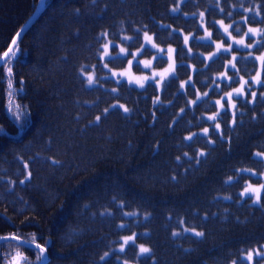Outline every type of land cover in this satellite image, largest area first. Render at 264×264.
Segmentation results:
<instances>
[{"label": "trees", "instance_id": "trees-1", "mask_svg": "<svg viewBox=\"0 0 264 264\" xmlns=\"http://www.w3.org/2000/svg\"><path fill=\"white\" fill-rule=\"evenodd\" d=\"M212 1L45 0L40 11L42 0H0V57L40 13L0 67V236L35 234L46 264H227L264 246V194L260 205L241 195L261 181L252 170H264V33L255 57L237 50L236 65L260 95L234 112L220 99L241 85L220 77L232 55L209 60L216 45L198 40ZM250 1V20L264 19V0ZM126 15L139 24L119 20ZM183 32L195 37L187 42ZM146 33L177 47L176 75L163 90L134 87L102 63L108 39L132 36L141 47ZM108 62L124 68L127 59ZM91 72L98 85H88ZM240 207L255 221L236 224ZM126 237L134 242L124 245ZM17 252L26 264L43 263L38 250L13 240L0 241V264Z\"/></svg>", "mask_w": 264, "mask_h": 264}, {"label": "rangeland", "instance_id": "rangeland-1", "mask_svg": "<svg viewBox=\"0 0 264 264\" xmlns=\"http://www.w3.org/2000/svg\"><path fill=\"white\" fill-rule=\"evenodd\" d=\"M258 9V7H257ZM202 15L206 17V12L202 11ZM234 22L227 23L226 21H220L219 26L223 29V31L226 33L227 37L225 39L217 40L213 37L212 30L208 32V27L206 23H203L202 26L206 30L205 36L199 37V41L202 42V40H211L210 42H213L216 45V50H214L212 53L208 55V57H216L219 53H230L232 55V58L227 61L228 66L233 65L236 62H239L240 60V53L237 51L239 49H245L249 50L251 52V56H254L255 50L260 47L263 39V33L264 30L261 26H249L248 28L244 29L240 26H235ZM249 29H254L255 31L249 33ZM248 33V35H245ZM144 35V43L141 47H133V37L132 36H125L121 40H111L108 39V41L103 46V52L101 54L102 63L103 66L107 65L105 68L111 72V75L113 77H118L121 81H127L130 85L137 87L139 89H144L148 84L155 83L161 90H163L165 84L172 79L176 75V69L178 64L177 59V47L176 46H168L164 47L163 45L159 44L157 42L156 36L152 33H146ZM184 35H186V41L189 42V40L193 37H195L194 33L187 34L183 32ZM147 37H150L151 39H147ZM242 41V43H240ZM105 45H109L107 51L109 55L105 57ZM125 49L126 53H135L139 64H136L135 61H133L132 64L129 63V61L133 60V57L131 55H125L124 53H120V49ZM161 50H163V57H166L168 62L163 66H158V60L156 57L161 53ZM117 53H120L117 55ZM255 57V56H254ZM264 57V52L262 54H258V59L262 62L261 59ZM118 58H126L128 60V63L126 67L124 68H118L113 66L109 60H114ZM145 62H149V66L145 67ZM230 69V68H228ZM264 70V64L263 69ZM123 73L124 75L121 76L120 74ZM91 74L94 77V80L96 81L92 85L94 86L98 85L99 81H97L96 78V72L86 73V78L88 75ZM226 76H230L229 71L224 72L220 77L224 78ZM144 77L152 78L154 77V81L144 80ZM233 81L241 82V85L230 90L229 92H226L223 97L229 99L232 103V110L235 112L236 108L240 109V100H244L248 103H254L257 99V97L260 95L258 85L255 83L251 84L249 81L250 79L247 78V76L243 73V71L239 68L236 75L232 76ZM231 80V81H232ZM139 81L140 83L144 84V87L140 86V83H137ZM254 81V80H252ZM247 82V83H246ZM189 81H186L183 83V85H187ZM251 85V87H249ZM243 88V92L239 95L236 93V89ZM231 93V96L229 97L227 94ZM254 94V95H253ZM243 96V97H240ZM252 174L255 177H258L262 179L261 182H249L247 187L251 186V188L256 189L257 192L260 194V202L254 203L257 205L261 204L262 200V194L264 189H261V185H264V170L262 172L252 170ZM245 190V189H244ZM243 190V192H244ZM242 192V193H243ZM244 197H252L253 202L256 200V192L243 195ZM195 232H198L195 230ZM261 249L260 247H258ZM255 248V249H258ZM254 249V250H255ZM264 251V248L261 249ZM253 251V250H252ZM250 251V252H252ZM246 256H244V259L247 261L248 264H264V257H254L253 261H248L246 259ZM237 263V262H236Z\"/></svg>", "mask_w": 264, "mask_h": 264}, {"label": "snow or ice", "instance_id": "snow-or-ice-1", "mask_svg": "<svg viewBox=\"0 0 264 264\" xmlns=\"http://www.w3.org/2000/svg\"><path fill=\"white\" fill-rule=\"evenodd\" d=\"M253 31H255V30L254 29H249V33L253 32ZM20 34L21 33H18L17 35L19 36ZM145 35L147 36V34H145ZM245 35H248V33H246ZM147 39H151V38L147 37ZM240 43H242V41ZM13 45H16V41H13ZM108 47H109V45H105V52H104L105 57H107L109 55V53L107 51ZM120 53H124L125 55H131L133 57V60L129 61L130 64H132L133 61H135L136 64H139V60H138V58H137L135 53H126L125 49H123V48L120 49ZM120 53H117V55H119ZM15 56H16V52H14L12 49H9L7 52H5L3 54V57H0V66H2L3 63L10 62L11 58L15 57ZM156 59L158 61L162 62L163 50H161V53L156 57ZM261 59L264 60V57H262ZM106 66L107 65H105V67ZM148 66H149V62H145V67L147 68ZM8 75H9V77L13 76L12 68L8 69ZM120 75L123 76L124 74L121 73ZM149 79L154 81L155 78L154 77H152V78L144 77V80H149ZM87 80H88V84L89 85H92L93 83L96 82L94 80V77L91 74L88 75ZM129 83H131V81ZM137 83H140V82L137 81ZM258 83H264V81H258ZM140 86L144 87V84L140 83ZM182 87H183V85H182ZM249 87H251V85H249ZM8 88L9 89L13 88V84L11 82V79L9 80ZM113 91H115V89H113ZM235 91L239 95L240 93L243 92V88L236 89ZM227 95L230 97L231 93H229ZM8 96H9V105H8V107H9V111H11V109L13 107L12 100H11V97H12V92L11 91L8 92ZM16 107L19 108L18 105ZM112 107L115 108V107H123V106L113 105ZM123 110H124V112H128L129 111V109H127V108H123ZM107 111H108V109H105V112H107ZM19 114H20L19 112L14 113V115L17 116V117L19 116ZM210 119H215V117H210ZM96 120L99 121L100 117L99 116L96 117ZM217 127H218V125H217ZM204 131L206 133L208 130L205 129ZM188 139H191V137H188ZM201 155H203V153H201ZM257 155H261V154L257 153ZM52 163L56 164V163H59V162L53 160ZM24 167L27 169L28 165L25 163ZM241 171H249V170L242 169ZM30 178H31V172L29 171L28 174L25 176V180L20 181V183L23 184V183H25V181L29 180ZM261 189H264V185H261ZM253 192H256V200L254 201V203H259L260 202V194H259V192H257L256 189L251 188V186H249L248 188H245L244 192L241 193V195H247V194H250V193H253ZM121 227H123V225H121ZM185 231H189V229H185ZM173 235H177V233H173ZM195 235L196 236H203L204 234L202 232H195ZM13 240L14 241H18L20 244H31V245H34L35 249L38 250V252H39V255L36 257V259L38 261H42V262L46 261L47 248L44 245L36 243L35 234H33V237H32L31 240H25L23 237L18 236L16 234H9V235H5V236H0V241L8 242V241H13ZM130 241L134 242V237H126V238H124V245L128 244ZM124 245H121V248H120L121 252L124 251ZM261 248H264V246H261ZM150 251H151V249H149V248H146V247H143V246L140 247V253L141 254L150 253ZM108 256H109V253L105 252L102 256H100L99 259H100V261H105V258L108 257ZM254 257H264V251H262L259 248L255 249L252 252H249L247 254L246 259L248 261H253ZM26 261H27V257H25L20 252H17L11 258V260L8 262V264H26ZM125 264H127V262H125ZM234 264H235V262H234Z\"/></svg>", "mask_w": 264, "mask_h": 264}, {"label": "bare ground", "instance_id": "bare-ground-1", "mask_svg": "<svg viewBox=\"0 0 264 264\" xmlns=\"http://www.w3.org/2000/svg\"><path fill=\"white\" fill-rule=\"evenodd\" d=\"M230 2H232L233 5H230ZM254 9H255L254 5L250 0H222V3H220L219 0H215V1L213 0L211 4L208 5V11L211 16V20L208 19L209 20L208 32L212 30L213 37L217 40H221L222 32L220 30L221 27L219 26L220 21H226L227 23H231L235 21L234 23L235 26H240V27H243L244 29L248 28L249 26H261L262 27V25H264V19L258 20L254 18L250 20L251 17L247 16L248 13L253 11ZM119 20L132 23L135 25L139 24V22L137 20H133V18L130 15H126V17L120 18ZM158 37L160 41L163 40V36L160 33L158 34ZM192 60L198 66L204 64V62H201L197 58H194ZM99 117L101 118V115H99ZM251 214L252 213L248 210V208L240 207L237 211V214L233 216L234 222L238 225L253 222L255 221V219L252 216L253 214L252 215ZM244 216H247V217L242 220L240 217H244ZM179 221L181 223L184 221V219L179 218ZM216 222H221V221H216ZM46 254L48 258V253ZM243 258L240 257L239 259H236V260L233 259L232 261L227 262V264H234V262L235 264H237L236 262L242 261Z\"/></svg>", "mask_w": 264, "mask_h": 264}, {"label": "water", "instance_id": "water-1", "mask_svg": "<svg viewBox=\"0 0 264 264\" xmlns=\"http://www.w3.org/2000/svg\"><path fill=\"white\" fill-rule=\"evenodd\" d=\"M44 3H45V0H42V3H41V10H40V11L43 10ZM39 15H40V13H38V14L33 18V20H31V21L27 24V26L23 28V30H21V32H20L21 34H20V35L17 37V39L15 40V41H16V45H12V47H11L10 49H12V50L14 51V49L16 48V46H17V44H18V41H19L20 37L22 36V34H23L24 32H26V31L32 26V24L37 20V18L39 17ZM10 55H11V54H10ZM2 65H4V63H3ZM0 67H1V66H0ZM31 246L35 248L34 245H31ZM46 261H47V254H46ZM46 261H45L43 264H45Z\"/></svg>", "mask_w": 264, "mask_h": 264}]
</instances>
